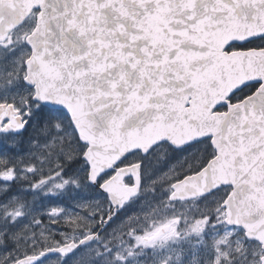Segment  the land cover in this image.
<instances>
[{
    "label": "snow or ice",
    "instance_id": "obj_1",
    "mask_svg": "<svg viewBox=\"0 0 264 264\" xmlns=\"http://www.w3.org/2000/svg\"><path fill=\"white\" fill-rule=\"evenodd\" d=\"M0 264H264V0H0Z\"/></svg>",
    "mask_w": 264,
    "mask_h": 264
},
{
    "label": "rangeland",
    "instance_id": "obj_2",
    "mask_svg": "<svg viewBox=\"0 0 264 264\" xmlns=\"http://www.w3.org/2000/svg\"><path fill=\"white\" fill-rule=\"evenodd\" d=\"M146 199H149V197L145 195L139 196L138 198L134 199V201L131 202L130 205L126 207V212L122 214H131L133 212L139 211L141 205Z\"/></svg>",
    "mask_w": 264,
    "mask_h": 264
},
{
    "label": "flooded vegetation",
    "instance_id": "obj_3",
    "mask_svg": "<svg viewBox=\"0 0 264 264\" xmlns=\"http://www.w3.org/2000/svg\"><path fill=\"white\" fill-rule=\"evenodd\" d=\"M146 182V181H145ZM166 195V194H165ZM136 199V198H135ZM127 207V206H126Z\"/></svg>",
    "mask_w": 264,
    "mask_h": 264
}]
</instances>
